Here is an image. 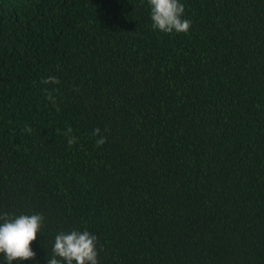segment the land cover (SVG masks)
I'll use <instances>...</instances> for the list:
<instances>
[{
	"label": "trees",
	"instance_id": "trees-1",
	"mask_svg": "<svg viewBox=\"0 0 264 264\" xmlns=\"http://www.w3.org/2000/svg\"><path fill=\"white\" fill-rule=\"evenodd\" d=\"M181 2L187 33L0 0V214L44 217L39 264L73 228L98 264H264V0Z\"/></svg>",
	"mask_w": 264,
	"mask_h": 264
},
{
	"label": "clouds",
	"instance_id": "clouds-1",
	"mask_svg": "<svg viewBox=\"0 0 264 264\" xmlns=\"http://www.w3.org/2000/svg\"><path fill=\"white\" fill-rule=\"evenodd\" d=\"M151 27L163 33H187L191 21L184 17L181 0H147ZM70 132L71 129H68ZM99 133L94 129L93 134ZM75 142V137L68 139ZM97 145L104 143L100 137ZM44 217L40 213L10 215L0 214V264H20L21 261L35 259L36 251L32 242L40 235ZM97 237L85 229L73 228L59 231L53 238L51 254L45 255L44 264H98Z\"/></svg>",
	"mask_w": 264,
	"mask_h": 264
}]
</instances>
